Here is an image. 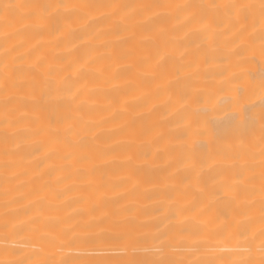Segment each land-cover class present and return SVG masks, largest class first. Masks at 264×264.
<instances>
[{
  "label": "bare ground",
  "instance_id": "obj_1",
  "mask_svg": "<svg viewBox=\"0 0 264 264\" xmlns=\"http://www.w3.org/2000/svg\"><path fill=\"white\" fill-rule=\"evenodd\" d=\"M115 2L136 4L157 0ZM106 11L95 9L89 16ZM125 14V10H118L110 22L96 21L87 28H80V22H76L61 33L21 30L7 41V47L14 49L12 54H22L27 63L37 57L41 59L38 76L41 85L48 65L58 71L61 66L67 68L89 61L87 79L79 80L77 86L82 89L79 100L85 105V119L90 124L85 130L87 148L78 149L68 160L64 159L65 149L52 142L47 112L38 114L37 127L43 131L28 139L16 137L5 144L0 125V221L26 220L38 215L41 223H45L56 217L74 228L68 235L74 238L70 255L77 260L88 264H115L133 258L147 261L160 254L157 228L175 223L173 216L177 210L195 199L198 207L188 213L192 217L189 223L201 228L206 258H231L233 253L229 250L235 241L227 234L221 237L214 232L224 217L218 215L212 187L182 180L184 173L174 175V158L181 151L198 158L202 144L210 140L217 148L232 145L233 155L241 154L240 164L247 161L253 165L252 171L244 174L255 175L252 184L259 199L261 100L258 90L253 89L264 74V61L258 55L254 59L233 55L231 48L246 45L230 34H226L227 38L217 36L215 41L201 38L194 42L175 40L173 44L169 37L180 33L171 28L170 22L163 25L165 32L146 31L142 15L127 14L126 22L121 23L118 17ZM109 23L115 26L110 27ZM16 28L20 25L13 21L12 27L4 30ZM210 43L214 51L209 49ZM166 44L170 46L165 47ZM4 47L5 40L0 38V61L5 58ZM157 51L168 52L177 66L193 62L198 68L200 104L192 105L196 114L184 124L180 139L175 138L172 118L163 119L169 111L163 103L168 96L155 91L157 84L165 85L174 78V73L170 72L165 80H152L148 75L152 68L145 58L154 57ZM174 87V84L168 87L169 95ZM36 95L39 96V87ZM172 99L176 101L177 97ZM36 102L25 101L28 107ZM138 104L144 107H137ZM154 105L155 110L149 112L147 109ZM238 121L244 127L250 126L251 131L234 135L232 128ZM147 125L163 133L164 139L150 142L143 134ZM201 207L208 210L201 214ZM7 243L28 249L39 241L34 233L20 232L9 236ZM182 248L183 254L190 258L186 242ZM49 251L55 253L51 258L59 259L66 249ZM252 258L259 259L258 252Z\"/></svg>",
  "mask_w": 264,
  "mask_h": 264
},
{
  "label": "snow or ice",
  "instance_id": "obj_2",
  "mask_svg": "<svg viewBox=\"0 0 264 264\" xmlns=\"http://www.w3.org/2000/svg\"><path fill=\"white\" fill-rule=\"evenodd\" d=\"M95 9L107 11L90 17L89 14ZM121 9L126 12L125 16L118 17L121 23L126 22L127 14L139 13L146 22V31L156 29L165 32L163 25L170 22L171 28L178 29L180 33L179 36L169 37L173 44L175 40L194 42L201 38L215 41L217 36L227 38L226 34H230L246 45L243 48H231L233 55L241 59H254L258 55L264 61V0H157L154 3L136 4H120L115 0H102L99 3L0 0V38L5 40V58L0 61V102L3 104L0 107V125H3L5 144L16 137L28 139L30 135L43 131L37 124L38 114L45 111L52 126L49 129L52 142L65 149L64 159L68 160L78 149L87 148L85 130L90 124L85 119V105L79 100L82 89L77 86L79 80L87 79L86 66L89 61L67 68L61 66L58 71H54L55 66L48 65L44 68L45 81L41 85L38 79L41 59L37 57L34 62L27 63L22 54H12L14 49L7 47V41L21 30H52L61 33L76 22H80V28H87L90 23L100 20L110 22ZM13 21L20 28L4 30L11 28ZM109 26L115 25L109 23ZM72 35L79 38L76 32H72ZM209 49L215 50L211 43ZM145 63L152 68L148 73L152 80H165L170 72L174 73V78L167 80L165 85L157 84L155 91L168 96L163 103L169 111L163 119L167 121L169 117L172 118L170 122L175 123V138L180 139L184 135V124L196 114L192 105L200 104L197 65L188 62L177 66L174 58L166 51H157L154 57L145 58ZM173 84L175 87L169 95L168 87ZM38 87L39 96L36 95ZM256 90L261 100V183L258 200L252 184L255 175L244 174L246 171L251 172L253 165L247 161L240 164L241 154L237 152L233 155L234 146L217 148L210 140L208 144H202L198 158L188 151L178 152L174 158V175L184 173L182 180L189 183L194 181L197 186L206 184L212 187L216 210L218 215L224 217L223 222L216 224L214 232L221 237L227 234L235 241L229 250L233 253L231 258H206L208 252L200 238L201 228L189 223L192 217L188 213L198 207V202L192 199L186 207L178 209L174 214L175 223L170 222L157 228L159 256L147 261L133 258L115 264H264V74L253 89ZM173 96L177 97L176 101H173ZM28 99L38 102L28 107L25 103ZM137 107L144 105L138 104ZM155 107L147 110L154 111ZM250 131L251 127H244L242 121H238L232 128V133L237 136ZM143 134L150 138V142L164 139L163 133L154 131L151 125L143 128ZM16 147L20 145L17 143ZM244 155L251 158L247 152ZM200 190L203 191L202 188ZM207 210L206 207L199 208L201 214ZM73 230V226L66 225L56 217L48 218L45 223H41L38 215L28 216L26 220L4 219L0 221V236L3 237L0 239V264H88L70 255L74 250V238L68 233ZM20 232L34 233L39 243L28 249L9 245L7 238ZM185 242L190 258L183 254L182 245ZM51 249L66 251L56 259L51 258L55 255L49 251ZM257 252L259 259H253V254Z\"/></svg>",
  "mask_w": 264,
  "mask_h": 264
}]
</instances>
